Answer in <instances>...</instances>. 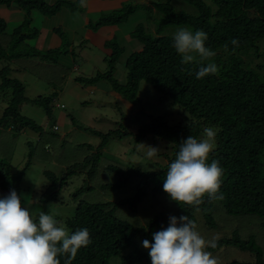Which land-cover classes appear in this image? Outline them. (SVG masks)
I'll return each instance as SVG.
<instances>
[{
	"label": "trees",
	"instance_id": "16d2710c",
	"mask_svg": "<svg viewBox=\"0 0 264 264\" xmlns=\"http://www.w3.org/2000/svg\"><path fill=\"white\" fill-rule=\"evenodd\" d=\"M196 9V15L176 13L168 3H157L156 9L161 19L156 25L154 35L145 33L141 26L134 30V38L142 44L139 51L130 54L125 61L126 82L118 83L112 78V65L117 61L114 51L110 59H106L108 70L104 74H96L91 78H75L78 83L94 84L102 79L107 80L114 93L122 96L128 103L135 104L136 93L140 82L152 86L162 97L170 100L188 113L185 123L170 126L161 117H151L149 122L139 128L135 134L138 141L145 135L167 140L172 145L171 163L179 150V143L189 135L198 139L202 126L206 123L217 127V137L211 159L219 161L224 169V177L220 192L224 194L221 201H209L207 196L204 203L198 207L178 205L176 217L187 215L198 225L195 213H199L204 224L214 226L215 212L227 216L254 215L260 219L264 228V0H183ZM18 6L26 12L38 10L46 16L55 15L62 7L71 3L67 0H56L48 4L45 0H0V6ZM134 13L132 6L101 16L94 27L108 24L117 25L127 20ZM27 16V17H28ZM25 25V23H24ZM186 26L195 30H203L208 35L206 46L216 52L212 62L219 67L218 75H208L202 79L196 78V72L201 64H182V57L173 47V37L161 36L163 29L168 26ZM6 22L0 18V33L6 29ZM23 25L14 30L17 34ZM37 33H33L36 36ZM22 39V37H21ZM19 39V41H21ZM236 39L238 45L231 44ZM228 45L225 50V45ZM1 50V47H0ZM35 50V49H34ZM18 52L9 60H20L25 57H40L49 60V55L61 51L57 48L42 52ZM2 58L0 54V59ZM209 62V61H208ZM206 65L205 63H203ZM10 69L0 70V90H10L6 107L0 117V130L5 129L14 135L29 129L39 135L35 123L20 114V107L28 100L24 97L23 85L13 79H8ZM53 98V97H52ZM52 98L38 97L29 102L40 105L49 115ZM56 132V131H54ZM101 142L96 153L85 160L84 166H90L88 179L93 178L101 151L108 141L119 138L127 133L119 130L107 134L93 132ZM28 157H31L29 153ZM30 164L28 159L25 167L15 175L10 174V164L0 159V191L14 189L20 192V183ZM142 172L139 169L107 166L106 170L118 176L112 185L104 188L120 189L131 178H137L135 194L132 198L122 200L119 204L128 205L134 210L136 205L145 198L150 184L154 183L152 192H161L163 179L167 170ZM49 184L41 193L40 202H55L57 193L54 190L65 183L64 178H57L53 173L44 172ZM156 181V182H155ZM59 182V183H58ZM84 188H80L75 194ZM113 203H87L80 201L71 219L64 222L65 226L74 232L87 228L92 243L78 251L72 264H111L110 259L119 257L120 264H151L148 252L140 249L127 255L122 253L133 245L135 238L141 234L143 240L152 242L154 227L160 231L158 221H150L147 229H137L115 216ZM161 218L164 217L161 215ZM162 219V220H163ZM215 248H208L215 253L222 247H233L239 251L254 256L252 263L233 262L232 264H264V251L253 236L240 238L237 231L230 238H221ZM61 264L64 258L61 257Z\"/></svg>",
	"mask_w": 264,
	"mask_h": 264
},
{
	"label": "rangeland",
	"instance_id": "374dc122",
	"mask_svg": "<svg viewBox=\"0 0 264 264\" xmlns=\"http://www.w3.org/2000/svg\"><path fill=\"white\" fill-rule=\"evenodd\" d=\"M45 1L51 4L56 0ZM203 1L210 4L207 0ZM70 3V6L62 7L59 14L53 16L43 15L38 10L29 12L28 16L18 6L15 7V13H10L7 8L11 9V7L0 6V9L4 10V14L0 11V18L7 24L5 31L0 33L2 56L0 70L10 69L7 78L17 80L23 85L24 97L28 101L20 107V114L32 120L40 130L38 136L29 129L17 135L6 128L1 129L0 159L5 163L9 162L12 175L22 170L30 159V164L19 185V195L22 206L28 207L33 215L44 211L64 224L73 217L80 201L110 202L117 205L115 216L118 219L139 230L147 229L150 221L163 219L161 215L164 217L162 221L169 223L168 217L175 216L179 209L163 189L161 192H152L154 183L150 184L145 198L134 210L119 202L134 196L138 184L137 178H131L117 190L102 186L112 185L118 179L117 175L106 170L110 165L120 169L127 167L139 169L142 172L159 171L168 167L173 153L171 143L151 135H145L136 141L134 136L151 117H161L168 125L173 126L185 123L189 119L188 113L172 104L169 99L162 97L144 81L138 85L136 103L130 104L120 95H118L119 99H116L110 83L105 79L91 85L75 82L74 79L104 74L108 70L106 58L110 59L118 47L121 50L115 53L118 58L112 65V78L124 84L127 73L125 61L131 53H134L131 50L136 49L138 44L142 47V44L133 37L134 33L130 34L128 41L127 37H122L115 31L112 38L108 37L111 28L114 30L116 29L114 26L121 24L131 28L130 32H133L137 26H141L145 33L154 35L156 25L161 19V14L156 9L157 3L170 4L176 13L196 15V9L183 0H145L144 3H140V0H123L122 7L132 6L135 12L126 21L117 25H105L109 27L106 30H102L106 28L104 26L94 27L96 22H91L88 30H82L78 8L76 9L74 3ZM20 25H23L22 29L14 35V30ZM178 28L188 27L168 25L160 35L173 37ZM49 29H55L60 39V45L51 51L54 52L59 48L60 53H52L48 56L49 60L40 57L9 60V57L15 53L37 50V39L33 33L39 34ZM124 31L129 30L124 29ZM85 38L90 39V44L80 42L82 39L86 40ZM260 43L264 44L263 41ZM203 63L207 64L208 61ZM9 96L10 90H0V117ZM38 97H53L49 115L42 106L29 102ZM54 126L58 128L56 132L53 131ZM206 127H212L217 132L216 126L206 123L202 126L198 139L203 136V129ZM115 130L127 134L119 138L112 137L108 141L101 151V158L97 161L93 178L88 179L90 166H84V162L96 153V148L101 142L93 132L107 134ZM147 146L159 148L157 155L149 158ZM44 172L53 173L57 178H64L65 183L60 188L57 184L54 190L57 193L55 202H40V195L49 184ZM80 188L84 189L75 194ZM8 194L7 191H0V197ZM195 219L198 222V231L208 240L218 238L217 242L221 238H230L232 232L237 231L242 239L253 236L264 251V228L260 226V219L254 215L226 217L222 212L216 211L213 227L205 225L199 213H195ZM155 232H157L156 227L153 229V233ZM142 241L141 234H138L133 245L122 255H127L135 249L148 252L142 247ZM212 254L219 260V264L254 261L252 254L233 247H222ZM110 263L120 264L119 257L111 258Z\"/></svg>",
	"mask_w": 264,
	"mask_h": 264
},
{
	"label": "clouds",
	"instance_id": "9594fccd",
	"mask_svg": "<svg viewBox=\"0 0 264 264\" xmlns=\"http://www.w3.org/2000/svg\"><path fill=\"white\" fill-rule=\"evenodd\" d=\"M85 0H81L83 5ZM208 35L203 30L178 28L173 36V47L182 57V64H201L196 78L218 75L219 67L212 62L216 52L206 46ZM231 44L238 45L236 39ZM225 50L228 45L226 44ZM204 61H209L206 65ZM217 132L212 127L203 129L197 139L189 135L179 143L175 159L169 163L163 179V191L178 205L198 207L209 201H221L220 192L224 169L211 159ZM148 147L147 156L157 155L159 148ZM168 227L152 234V242L145 239L142 247L148 250L151 264H219L207 249L217 246L216 240L206 239L196 223L187 215L169 216ZM92 243L87 228L71 232L53 215L44 211L37 214L22 206L21 196L14 190L0 197V264H72L81 248Z\"/></svg>",
	"mask_w": 264,
	"mask_h": 264
},
{
	"label": "crops",
	"instance_id": "0c3cea01",
	"mask_svg": "<svg viewBox=\"0 0 264 264\" xmlns=\"http://www.w3.org/2000/svg\"><path fill=\"white\" fill-rule=\"evenodd\" d=\"M67 1L74 3L76 5V9L78 8L77 11L81 17V20H80L81 27L80 28L82 30H84V29L88 30L90 23L91 22H94V23L97 22L101 18V16L108 15L114 11L120 10L122 7V3H123V0H85V3L82 5L81 0H67ZM144 2H145V0H140V3H144ZM9 9L7 8V11L10 13L16 12L15 6L11 7L10 10ZM61 9H63V8H61ZM60 10L57 12L58 14H59ZM0 11L2 14H4V10L0 9ZM10 13H9V15H10ZM133 14H135V12ZM104 27H106V26H104ZM114 27L116 29L113 30V28H111L110 34L108 35V37H110V38H112L116 32L117 34L122 35V37H124V36L127 37L126 39L128 41L129 37H131L130 34H132L134 32V31L130 32L131 28H127L124 25L121 26V24L118 26H114ZM106 29H109V27L103 28L102 30H106ZM124 29H128L129 31H124ZM91 35H95V34H91ZM35 38L37 39L36 49L38 51L45 52V51L54 49L60 45V39H59L58 35L55 33V29H53V30L49 29L47 31H42L39 34L37 33ZM85 39L86 40L82 39L80 42H84L86 45H87V43L90 44V39H88V38H85ZM106 40L107 39H104V41H106ZM104 41H102V42H104ZM81 46H83V45L81 44ZM140 48H141V45L138 44L137 48L134 50H131V51L137 52L138 50H140ZM75 68L77 69V67H75ZM82 78H85V77H82ZM115 95H116L115 98L119 99L118 95L117 94H115Z\"/></svg>",
	"mask_w": 264,
	"mask_h": 264
},
{
	"label": "water",
	"instance_id": "95a60500",
	"mask_svg": "<svg viewBox=\"0 0 264 264\" xmlns=\"http://www.w3.org/2000/svg\"><path fill=\"white\" fill-rule=\"evenodd\" d=\"M158 224H159L160 229L162 230V229L167 228L169 223H164V222L162 221V219H159V220H158Z\"/></svg>",
	"mask_w": 264,
	"mask_h": 264
},
{
	"label": "built area",
	"instance_id": "2783aa9c",
	"mask_svg": "<svg viewBox=\"0 0 264 264\" xmlns=\"http://www.w3.org/2000/svg\"><path fill=\"white\" fill-rule=\"evenodd\" d=\"M57 130H58L57 126H54L53 131H57Z\"/></svg>",
	"mask_w": 264,
	"mask_h": 264
}]
</instances>
